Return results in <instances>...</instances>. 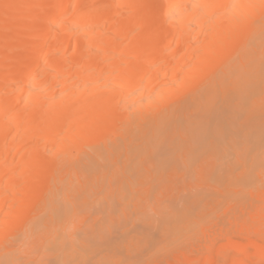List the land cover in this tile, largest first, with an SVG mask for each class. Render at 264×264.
I'll return each instance as SVG.
<instances>
[{
  "label": "bare ground",
  "instance_id": "1",
  "mask_svg": "<svg viewBox=\"0 0 264 264\" xmlns=\"http://www.w3.org/2000/svg\"><path fill=\"white\" fill-rule=\"evenodd\" d=\"M163 1L159 5L155 0H77V14L67 22L64 16L73 0H45L41 3L53 4L54 10L50 19L38 24L30 0H0V264H17L19 259L21 264V257L16 258L20 248L15 249L19 250L16 256L12 248L3 249L9 240L24 243L20 227H25L26 235L35 232V237L51 223L49 228L57 231L67 226L61 228L65 236L45 228L53 242L54 234L55 243L63 242V247L54 246H60L62 255L51 248V238L46 241L48 248L42 246L49 258L51 249L63 257L55 260L52 253L54 264H93L91 240H119L126 233L134 238L129 234L123 242H144L152 253L158 232L167 244L189 241L197 232V225L192 227L196 210L209 204L214 183L230 180L243 187L264 166V0ZM116 11L121 14L118 27L114 23L97 27ZM54 21L60 23L56 32L51 30ZM94 26L96 31H91ZM13 39H19L17 48ZM6 68L9 72L3 75ZM12 80L18 84H11ZM201 82L206 84L200 85L204 90L197 87L195 95L188 93L177 103L187 89ZM169 102L174 107L167 108ZM123 153L126 159L119 156ZM119 159L126 160L120 162L122 166ZM201 159L215 163L203 168ZM196 162L209 173L206 178L200 180L203 175ZM191 168L197 191L190 192L193 178H189L191 185L185 181L188 186L178 179L176 192L187 189L190 194L171 196L174 173L188 172L187 180ZM216 168L218 173L213 175L211 170ZM144 174L150 184L143 180ZM163 174L172 179L168 182ZM157 178L164 181L156 183ZM199 181L205 186H199ZM229 184L225 186L233 190ZM165 190L172 193L164 194ZM162 192L166 197L160 200ZM69 223L73 227L80 223L82 228H88L85 223L96 224L98 230L91 224L89 229L95 238L89 230L90 235H81L85 232H79L78 224L70 231ZM122 228L135 233L123 234ZM107 230L118 234L106 235ZM75 231L83 236L75 239L78 243L72 241L77 234L70 237ZM115 246L108 250L114 253ZM102 256L96 257L102 263L98 259L94 263L111 264V255Z\"/></svg>",
  "mask_w": 264,
  "mask_h": 264
},
{
  "label": "rangeland",
  "instance_id": "2",
  "mask_svg": "<svg viewBox=\"0 0 264 264\" xmlns=\"http://www.w3.org/2000/svg\"><path fill=\"white\" fill-rule=\"evenodd\" d=\"M34 1V2H33ZM43 1H45V0H30V3H32V5L30 6V7H32L31 8V10H33L34 8V10L32 11V13L36 16V18H37V21H38V24H43V22H45V21H47V19L49 18L50 19V15H51V13H53V10H54V7H53V4L52 5H50L49 4V6H44L42 3H44ZM77 0H73V2L67 7V10H66V13H65V16H64V19H66V21L68 20H70L69 22H71V19L72 18H74V16L77 14L76 12H77V10H75V9H77V6H76V2ZM156 1V4L158 3L159 5H160V2L162 3V2H164L163 0L161 1V0H155ZM42 2V3H41ZM33 4H35V5H33ZM163 4V3H162ZM42 5H43V7H42ZM158 5V6H159ZM33 6H34V8H33ZM163 7V6H162ZM39 8V9H38ZM160 8H161V6H160ZM37 11V12H34V11ZM129 10H125V12H128ZM117 12V11H116ZM114 14V15H113ZM112 15H111V18H107V19H104V20H102L101 22H99L98 23V26L97 25H95V26H97V27H99V28H101L102 26L104 27V26H107V27H109V25H111L112 26V24H113V26H119V24L120 23H117V20H118V18H119V16L121 15V14H119V12H117V13H113ZM118 15V16H117ZM50 16V17H49ZM116 16V17H115ZM113 17V18H112ZM46 18V19H45ZM45 19V20H44ZM129 19H132V17L130 16L129 17ZM106 20V21H105ZM43 21V22H42ZM67 21V22H68ZM168 22V21H167ZM60 23H59V21H54V23H52V31H58V29H59V25ZM106 24V25H105ZM118 24V25H117ZM169 24H170V22H169ZM95 26H94V28L92 27L90 30L91 31H96V30H93V29H96L95 28ZM101 26V27H100ZM49 27H51V26H49ZM106 27V28H107ZM14 28V27H13ZM12 28V31H15L14 29ZM98 28V29H99ZM54 29V30H53ZM97 29V30H98ZM134 29V28H133ZM133 29H131V30H133ZM130 29L128 30V31H131ZM134 31V30H133ZM131 33V32H130ZM132 34V33H131ZM130 34V35H131ZM30 38H27V40H29ZM124 39H127V37L125 36L124 37ZM13 41V43L14 44H16V48H17V44H18V42H19V39H13L12 40ZM11 41V42H12ZM30 41H32V40H30ZM13 43H10V44H12V47H13V49H15L16 50V48H14V46H13ZM130 43V42H129ZM128 44V43H127ZM68 52H70V53H67V55L68 56H70L71 55V51H68ZM22 65H20V72L22 71V69L25 67V61L23 62V63H21ZM71 64V63H70ZM70 64H66L67 65V67H68V65H70ZM66 67V68H67ZM69 68V67H68ZM73 67H72V65H71V69H72ZM9 68H6V69H3V75H6L8 72H9V70H8ZM18 70V71H19ZM37 73V72H36ZM262 79H264V76H263V78ZM262 79H261V82H262ZM16 80H12L10 83L11 84H18V82L16 83L15 82ZM205 82H201L199 85L198 84H196L195 85V87L194 86H192V88H193V91L192 92H190L189 91V89H192L191 87L189 88V89H187V93L186 94H184L181 98H179V99H176L175 97V99L176 100H178V102L177 101H174V103H175V105H177L176 104V102L179 104V102H182V101H184V99H187L188 98V95H189V97H191L192 96V94L195 92V88L198 90L199 88H197V87H202L201 89H203L204 88V86H200V85H206V84H204ZM258 84H259V80H258V82H257ZM258 84H256V85H258ZM264 84V83H263ZM263 84H261L262 86H263ZM198 85V86H197ZM260 85V84H259ZM258 85V86H259ZM260 85V86H261ZM6 87H8V85H5ZM257 86V87H258ZM260 86H259V88H260ZM200 89V90H201ZM261 89V88H260ZM196 90V91H197ZM199 90V91H200ZM204 90V89H203ZM202 90V91H203ZM264 90V89H263ZM189 91V92H188ZM262 91H260V93H261ZM189 93V94H188ZM196 93H200V92H196ZM194 95H195V93H194ZM261 95V94H260ZM185 96V97H184ZM184 98V99H183ZM182 101H181V100ZM171 100H174L173 98L171 99ZM180 100V101H179ZM164 104V103H163ZM167 104V103H166ZM168 104H170V102L168 103ZM166 105H163V107H165ZM174 107V105H173V103H171L170 104V106L168 107V105L166 106L167 108H171V107ZM166 107L164 108V109H162V110H166ZM161 107H159V109H160ZM159 109H157L156 108V110H154L155 111V113L159 110ZM151 112V111H150ZM122 139L120 138V137H118V141H121ZM119 156H123V158L125 157L124 156V153H123V155L121 154V155H119ZM118 156V158H120ZM230 156L231 155H229V158H230ZM232 157H234V155H232ZM231 157V158H232ZM122 158V157H121ZM184 158V157H183ZM213 158V157H212ZM124 159H126V158H124ZM124 159H122L123 161H124ZM133 160H134V158H133ZM202 160V159H201ZM201 160H199V162L201 161ZM206 160V159H205ZM203 161L202 163H200V165H212L213 163H215V161H213V159H212V161L210 160V163H205V162H207V161ZM229 160V159H228ZM126 161V160H125ZM125 161L124 162H122V161H120V159H119V163L120 162H122L123 164L125 163ZM135 162H136V160H135ZM138 162V161H137ZM149 162V161H148ZM147 162V164H149ZM198 162V163H199ZM226 162H229V161H227L226 160ZM14 163V162H13ZM17 163H18V161L17 160H15V164L17 165ZM139 163V162H138ZM145 163V165L144 166H146V162H144ZM144 163H142V164H144ZM52 163L50 162V165H51ZM195 164H197V162L195 163ZM195 164H194V166H195ZM18 165H19V163H18ZM120 165H121V163H120ZM230 164H228V166H229ZM122 166V165H121ZM143 166V165H142ZM142 167L143 168V171H146V170H144V168L145 167ZM148 166V165H147ZM150 166V165H149ZM149 166H148V168H149ZM197 168H200L199 167V165L197 164ZM201 166V167H202ZM206 167V166H205ZM208 167V166H207ZM206 167V168H207ZM214 167H215V165H214ZM225 167H227V165L225 166ZM152 168H153V166H152ZM151 168V169H152ZM203 168H204V166H203ZM194 169V168H193ZM201 169V168H200ZM208 169V168H207ZM214 169V168H213ZM219 169V168H218ZM218 169L216 168V170L217 171H215V170H211L212 171V174L213 175H216L217 173H218ZM229 169V168H228ZM228 169H226L225 171H228ZM231 169V168H230ZM238 169V168H237ZM240 169V168H239ZM239 169H238V171H239ZM262 169V170H261ZM168 170H170V169H168ZM179 170V169H178ZM182 169H180L179 171H181ZM190 170H192V168L190 169ZM199 169H197V171H198ZM175 171V170H174ZM200 171V170H199ZM206 171V170H205ZM209 171V170H208ZM237 171V170H236ZM233 172V173H236L235 175H237V176H239V174L237 173V172ZM176 172H178V171H176ZM182 172V171H181ZM189 172H191V171H189ZM240 172H241V170H240ZM239 172V173H240ZM254 172H256L255 174V177L253 178V180L254 181H251V182H249L248 184L246 183L243 187L242 186H240V184L239 185H237L236 186V184H231L230 183V180H228V182L227 181H223L222 183H224L223 185L222 184H220V185H218V186H216V183H212L213 185H214V187L212 188V187H210V189L212 188V191H211V196H212V202H210V200H209V204H206L205 206H204V204L205 203H203L202 205H201V209H199V208H197V210H196V213H195V216H194V221H195V223H197V224H195L194 223V225L192 226V227H194L195 225H197L196 226V228L194 227V229H196L195 231H197L196 232V236L195 237H193L192 239H189V241L188 240H184V242L182 241V242H180V243H177V244H167L166 243V241H164V239H162V235H159V232H158V234L156 235V237H155V239H156V243L154 244L155 246H154V252L153 253H155V254H153L152 252H149V248H147V250H146V245L144 244V242L143 243H138V242H136V240L134 241V242H131V243H126V242H123L122 241V238H123V240H124V238L126 237V236H128V237H130L131 236V234L132 233H126V232H130V231H133V230H131V228H130V231H129V228H127L128 230L127 231H123V228L122 229H120V230H122L123 232V234H125L126 233V235H125V237H122V236H120L121 237V239L119 238V240H117V238L115 237V238H112V241H111V239L109 238V236H111V235H116V233L117 232H115V233H113L112 234V230L111 231H108L107 233H106V235L107 234H109V236H107L108 238H105V239H108V240H103V241H101L102 239H100L99 240V238H97L96 240H88V242L90 241V244H92V246H94V247H99V248H102V249H100L102 252L103 251H105L104 252V254L103 253H98V250L99 249H97V251H95L96 249L94 248V247H91L92 248V250L91 251H93V256H94V259H93V257H92V259H93V261L95 260V261H97V259L98 258H96V257H99V259H100V257L102 256V255H104L105 256V253H106V251L108 250V249H110V248H112L111 250H113L114 249V246L117 244V245H119V247H117L116 248V246H115V251H116V253H115V251H114V253H113V251L111 252V250L109 251H107V252H109L107 255H108V257H110V255H111V257H110V259L108 258V260L111 262H113V264H117V263H121V264H133V263H135V264H264V257L263 258H261L262 256V252H263V255H264V219H263V221H262V217L264 218V166L262 165V168L261 167H259L258 169H256V171H254ZM166 172H164V174H165ZM171 173V172H170ZM170 173H169V175H170ZM172 173H174V172H172ZM179 174H176V173H174L175 174V176L176 177H174L173 179H175L176 181H175V183H173L172 181H174V180H171L172 179V176H171V178H167V177H165L164 176V174L162 175V178L163 177H165L164 179L165 180H167L168 182L170 181V183H171V187L173 188V192L174 193H172V192H170L171 190H172V188L171 189H169L170 191H168V192H170V194H171V196L173 195V196H175V197H178V196H180L181 195V197H182V194H183V197H186L187 195H186V193H188V194H190V192H191V190L192 191H197V187H193V185H196V183L195 182H198V180H197V178H193V176H194V171L192 170V173H190L189 174V176H187V180L186 179H184V175L185 174H187L186 172H185V174L183 175L182 173H180V172H178ZM202 173V175H203V177H200V175L199 176H197V177H200V180H201V178L203 179L204 177L206 178L207 177V175H209V173L208 172H204V171H202V169H201V171H200V173L199 174H201ZM227 173H229V172H227ZM173 174V175H174ZM183 176H182V175ZM197 174V173H196ZM260 174H261V177H260ZM263 174V175H262ZM168 175V176H169ZM188 175V174H187ZM193 175V176H192ZM259 175V176H258ZM146 176L147 175H145L144 174V176H143V180H145V181H148V183H149V181H151L150 179L149 180H146V179H148V178H146ZM192 176V177H191ZM236 176V177H237ZM254 176V175H253ZM170 177V176H169ZM196 177V176H195ZM235 176H233V178H234ZM258 177V178H257ZM159 178V177H158ZM158 178L155 180V181H157L156 183H158V182H161L160 180H158ZM185 178H186V176H185ZM189 178H193L192 179V182L194 183H192L191 181H189L190 179ZM160 179V178H159ZM164 179H161L162 180V182L164 181ZM178 179H181V180H179V181H181V183L183 182V184H184V186H188L187 185V183L185 182V181H189L190 182V185H191V183H192V187L190 188V186H189V188H190V192H187V191H189V190H184V193H181V194H179L180 193V191H179V193H177L176 192V187L174 186L175 184H176V182L178 181ZM205 180V179H204ZM227 180V179H226ZM261 180V181H260ZM217 181V179L215 180L214 179V182H216ZM263 181V182H262ZM161 182V183H162ZM188 182V183H189ZM213 182V181H212ZM219 181H217V183H218ZM146 183V182H145ZM154 183V182H153ZM165 183H166V181H165ZM173 183V184H172ZM179 183L180 182H178L177 184H178V186H179ZM180 183V184H181ZM220 183V182H219ZM231 185H230V184ZM257 183V184H256ZM150 184V183H149ZM148 184V185H149ZM151 184H152V182H151ZM177 184H176V186H177ZM200 184H202V185H204L205 186V183H202V181L200 182L199 181V186H200ZM230 185V188L232 187L233 188V190H231V189H229V190H231V191H229L228 190V188H229V186H225V185ZM154 185V184H153ZM167 186L166 187H168V184H166ZM222 185V186H221ZM250 185V186H249ZM262 185V186H261ZM206 186H207V183H206ZM219 186H221L223 189H225V187L227 188L226 190H223L221 187H219ZM248 186V187H247ZM239 187H240V189H239ZM252 187V188H251ZM176 188V189H175ZM181 188H182V186H181ZM185 188V187H184ZM192 188H194V190L192 189ZM216 190H218V191H216L215 192V189ZM235 188V189H234ZM238 188V189H237ZM248 190H247V189ZM257 188V189H256ZM166 189V188H165ZM200 188L198 187V190H199ZM202 189H203V186H202ZM181 190V189H180ZM183 190V189H182ZM220 190V191H219ZM235 190H237L236 191V193H235ZM251 190V191H250ZM166 191V192H165ZM164 192V194H169L168 192H167V190H165ZM177 191H178V189H177ZM181 192H183V191H181ZM215 192V193H214ZM234 192V193H233ZM241 193V195H240V193ZM253 192V193H252ZM161 194H163V192L162 193H159L158 194V196L160 197H158L160 200H162L163 198H165L166 197V195H164L163 194V196L161 195ZM169 194V195H170ZM168 195V197L166 198L167 200V203H168V200H170V199H168V198H171V196H169ZM153 196H155V195H152V197H151V199H153V200H155V198H156V200H157V197L155 196V197H153ZM225 196V197H224ZM214 197V198H213ZM216 197V198H215ZM229 197V198H228ZM242 197V198H241ZM158 199V200H159ZM173 199H174V197H173ZM176 199V198H175ZM237 199V200H236ZM153 200L151 201V202H153ZM156 200H155V202L154 203H156ZM165 201V202H166ZM163 202V201H162ZM164 202V203H165ZM220 202V203H219ZM230 202V203H229ZM169 203H171V201L169 202ZM207 203V202H206ZM209 205V206H208ZM213 205V206H212ZM222 205V206H221ZM209 207H211V208H209ZM214 207V208H213ZM213 208V209H212ZM217 208V209H216ZM203 209H204V211H203ZM205 213V211H206V213L204 214L203 212ZM199 212V213H198ZM262 212V213H261ZM259 213H260V217L258 216L259 215ZM204 214V215H203ZM263 214V215H262ZM201 216V217H200ZM210 216H212L211 218H210ZM200 217V218H199ZM244 219V220H243ZM259 219V220H258ZM196 220L198 221V222H196ZM253 221V223H251L250 225H246V224H243V222L242 221ZM203 221V222H202ZM211 221V222H210ZM206 222V223H205ZM43 224V223H42ZM52 224H54V223H51V225ZM62 224V223H61ZM60 223H59V226L57 225V224H55V225H57V228L58 227H61L60 225H61ZM79 225V227L78 226H76V225ZM81 224H83V225H87L88 226V228L86 227V228H82V226H80V223H76L75 224V228L76 227H78V228H80L79 229V232H85V233H83V234H81V235H83L84 236V234H88V235H90L89 233H92L91 231L92 230H89V229H92L93 228V225L94 224H91L92 226V228L90 227V224L89 223H81ZM118 224V223H117ZM117 224H115L114 226H112L113 228H115V226H117ZM120 224H123L124 225V223H120ZM120 224H118V225H120ZM127 223H125V225H126ZM132 224V223H131ZM134 224V223H133ZM206 224V225H205ZM210 224H212V225H210ZM50 225V224H49ZM49 225H47L48 227H46V225H45V228L46 229H48L49 228ZM50 225V226H51ZM65 225H66V223H65ZM65 225H63V227H61L63 230H65L64 228L65 227H67V226H65ZM69 225H71L70 223H69ZM73 225V224H72ZM71 225V226H72ZM96 225V224H95ZM95 225H94V228H96L97 227V225H96V227H95ZM99 225H100V223H99ZM104 225H106V224H104L103 223V225H100V227H102V226H104ZM127 225H130V223L129 224H127ZM126 225V226H127ZM108 226V225H107ZM132 227L134 226V225H131ZM130 226V227H131ZM136 226V225H135ZM138 226V225H137ZM144 226V225H143ZM41 227H43V226H41ZM74 227L72 226L71 228H73V229H71L70 228V231L72 230L73 232H74V230H76V229H74ZM99 227V229H101ZM109 227H110V225H109ZM112 227H110V229H112ZM120 227H122V226H120ZM125 227V226H124ZM141 227V226H140ZM148 227V226H147ZM146 227V228H147ZM23 228H25V227H20V230L22 229V233L20 234L24 239H23V241H22V238H21V236H20V240L22 241V242H24V243H20L19 241V243H18V245H17V243H12L13 241H11V243H4L5 245L3 246V249L4 250H9V252L10 251H14L15 252V256L16 255H19L17 252L19 251V250H15V249H18V248H20V256H18V257H16V258H20L21 257V260L23 261H21L20 263L21 264H23L25 261H29V262H31L32 264H38V263H43V264H54L56 261H54L53 262V260H54V258H52V253H53V257H55V260H56V257H61L60 255L58 256H55V253L57 254V252L56 251H58L59 250V247L60 246H62V244H63V242H62V244H60L59 242L58 243H55V242H57V236H55V232L57 231V229L55 228V227H50L51 229H53V228H55V232L54 231H52L50 228H49V230H51L52 231V233L54 232L55 234H54V236H53V238L55 237V240L56 241H54L53 242V239L51 238V236L50 235H52L51 234V231L50 232H48V230H45V228H43L42 230L41 229H39V226H38V229L39 230H41L40 232H38L37 234V236H35L34 237V233L35 232H33V234L32 233H30V234H32L33 235V238H32V236L30 235V234H28V235H26L25 233H24V229ZM27 228V227H26ZM60 228V231H57V232H59V234H60V232H61V234L62 235H64L63 233H64V231H63V233H62V229ZM93 228V229H94ZM102 228H104V227H102ZM107 228V227H106ZM106 228H104V229H106ZM119 227H117L116 228V230H118V233H119V229H118ZM142 228V227H141ZM200 230H199V229ZM208 228V229H207ZM37 228H35V230H36ZM84 229V230H83ZM86 229V230H85ZM97 229V228H96ZM133 229V228H132ZM149 229H150V227H149ZM193 229V230H194ZM82 230V231H81ZM87 230H89L90 232L88 233V231ZM98 230V229H97ZM134 230H136L135 228H134ZM143 230V229H142ZM146 230V229H145ZM205 230V231H204ZM36 231H38V230H36ZM86 231H87V233H86ZM138 231H140V228H139V230ZM194 231V232H195ZM17 232H19V231H17L16 230V233H15V236H17L16 234H17ZM73 232H71V233H73ZM76 232V231H75ZM79 232L77 231L76 233H73L72 235H71V233L69 234V232H68V234L69 235H71L70 237H73V235H76L77 233L79 234ZM97 232V231H96ZM134 233H135V231H133ZM48 233V234H47ZM117 233V234H118ZM122 233H120L121 235H122ZM19 234V233H18ZM41 234H42V236H41ZM46 236H45V235ZM50 234V235H49ZM60 234V235H61ZM67 234V235H68ZM76 235V236H78L79 237V239H77L76 238V236H75V238H74V240H72V241H74V243H75V241L76 240H81L82 238H83V236L82 237H80L81 235ZM97 234V233H96ZM111 234V235H110ZM128 234V235H127ZM129 234H130V236H129ZM98 235V234H97ZM97 235H96V237H97ZM65 236V235H64ZM90 236H94V238H95V235H93V233L90 235ZM102 236V235H101ZM103 236H104V234H103ZM113 236V237H114ZM118 236V237H119ZM133 236V235H132ZM131 236V237H132ZM160 238H159V237ZM199 236V237H198ZM37 237V238H36ZM60 236L58 235V241H61V240H59L60 238H59ZM63 237V236H62ZM99 237V236H98ZM127 237V238H128ZM47 238H51V240L49 241V242H51L50 244L51 245H53L51 248H54V246L55 247H57V245L58 244H60V246L58 247V248H54L55 250H53V249H51L50 248V246H49V248L51 249V250H53V251H55V252H53V251H51V250H48L49 252H50V254H49V252H48V254L50 255V258H49V256L48 255H45L47 252V250L45 251V249L42 247L43 245H45V247H46V245L47 244H49L48 242H46L47 241ZM66 238H68V236H66ZM90 238H92V237H90ZM132 238H134V237H132ZM13 239H15V237L14 238H12V240ZM65 239V238H64ZM63 239V240H64ZM69 239H71V238H69ZM76 239V240H75ZM130 239V238H129ZM161 239V240H160ZM27 240V241H26ZM38 242H37V241ZM86 240V239H85ZM127 240V239H126ZM16 241V240H15ZM26 241V242H25ZM66 241H67V239H66ZM65 241V242H66ZM93 241V242H92ZM106 241V242H105ZM120 241V242H119ZM121 241H122V243H121ZM125 241V240H124ZM187 241V242H186ZM28 242V243H27ZM70 242V241H69ZM77 243L79 242V241H76ZM85 242H87V240L85 241ZM165 244V246H163V243ZM54 243V244H53ZM68 243V242H67ZM77 243L75 244V245H77ZM94 243V244H93ZM103 243V244H102ZM105 243V244H104ZM111 243H112V245H111ZM119 243H121L122 245H120ZM124 243V244H123ZM161 243V244H160ZM25 244V245H24ZM81 244V243H80ZM80 244H78V245H80ZM83 244V243H82ZM86 244V243H85ZM90 244H87V245H89L90 246ZM108 244L110 245V246H108ZM129 244H131V245H129ZM135 244V245H134ZM137 244V245H136ZM11 245V246H10ZM30 245V246H29ZM72 245V244H71ZM70 245V246H71ZM84 245V244H83ZM156 245H158L157 246V248H156ZM160 245H161V247H160ZM21 246V247H20ZM65 246V245H64ZM66 246H67V244H66ZM69 246V245H68ZM101 246V247H100ZM112 246V247H111ZM124 246V247H123ZM135 246V247H134ZM8 247V248H7ZM14 247V248H13ZM38 247V248H37ZM63 247V246H62ZM77 247H79V246H77ZM80 247H82V246H80ZM80 247L78 248V249H80ZM127 247V248H126ZM151 247H153V246H151ZM150 247V248H151ZM164 247V248H163ZM11 248H12V250H11ZM41 248H43L44 250V255H42V249ZM46 248H48V247H46ZM104 248V249H103ZM125 248V249H124ZM132 248V249H131ZM144 248V249H143ZM30 249V250H29ZM58 249V250H57ZM63 249V248H62ZM61 249V250H62ZM136 249V250H135ZM142 249V250H141ZM149 249V250H148ZM161 249H162V251H161ZM65 251H66V249H64ZM63 250V251H64ZM134 250V253L136 252V254H132V256H131V253H132V251ZM137 250H138V252H137ZM158 250V251H157ZM6 251V252H7ZM41 251V252H40ZM68 251H69V248H68ZM68 251L65 253V255H67V257H69V258H67L66 256V258L68 259V260H70V258H71V256L69 255L68 256ZM119 251H121L120 253H118ZM127 251L129 252V253H127ZM151 251V250H150ZM5 252V251H4ZM46 252V253H45ZM61 252V255H62V251H60L59 250V252L58 253H60ZM70 252H72L71 250H70ZM97 252V253H96ZM112 254H111V253ZM126 252V253H125ZM140 252V253H139ZM118 253V254H117ZM147 253L148 254H152V256L151 255H147ZM71 254V253H70ZM127 254H128V256H127ZM130 254V255H129ZM139 254V255H138ZM26 257H24V256ZM106 255V256H107ZM122 255V256H121ZM135 257H134V256ZM141 255V256H140ZM147 255V256H146ZM23 256V257H22ZM47 256H48V258H47ZM92 256V255H91ZM105 256V257H106ZM144 256V257H143ZM151 256V257H150ZM46 257V258H45ZM65 257H64V259H65ZM103 257V256H102ZM101 257V258H102ZM135 259H134V258ZM146 257V258H145ZM150 257V258H149ZM23 258V259H22ZM40 258L43 260V261H41L40 260ZM52 258V259H51ZM57 258V259H58ZM62 259H63V257H61ZM60 258V259H61ZM104 258V257H103ZM107 258H106V260H107ZM137 258H138V260H137ZM91 259V260H92ZM98 259V260H99ZM118 259V260H117ZM127 259V260H126ZM142 259V260H141ZM34 260V261H33ZM50 260H52V262L50 261ZM91 260H90V262H91ZM114 260V261H113ZM117 260V261H116ZM119 260H120V262H119ZM130 260V261H129ZM17 261V260H16ZM18 261H20V259L18 260ZM18 261H17V264H18ZM49 261V262H48ZM61 261H63V260H61ZM92 261V262H93ZM94 261V262H95ZM100 261V260H99ZM123 261V262H122ZM134 261V262H133ZM45 262H47V263H45ZM57 262H59V260L57 261ZM93 262V264H97V263H94ZM101 262V261H100ZM112 262H111V264H112ZM115 262V263H114ZM125 262V263H124ZM131 262H133V263H131ZM30 263V264H31ZM102 263V262H101ZM99 264V263H98ZM104 264H106V262H104ZM108 264V263H107ZM110 264V263H109Z\"/></svg>",
  "mask_w": 264,
  "mask_h": 264
}]
</instances>
